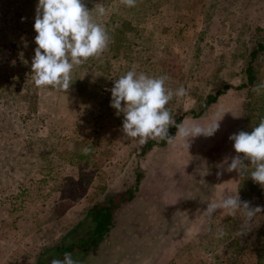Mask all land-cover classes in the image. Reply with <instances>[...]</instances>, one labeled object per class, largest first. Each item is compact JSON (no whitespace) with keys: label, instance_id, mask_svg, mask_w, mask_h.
Listing matches in <instances>:
<instances>
[{"label":"rangeland","instance_id":"1","mask_svg":"<svg viewBox=\"0 0 264 264\" xmlns=\"http://www.w3.org/2000/svg\"><path fill=\"white\" fill-rule=\"evenodd\" d=\"M22 1L0 0V73L16 75L19 58L35 45L36 6L23 7ZM97 4L106 12L102 17L93 12L96 22L112 34L128 32L133 59L146 45L154 62L150 66L168 78L165 87L186 89L185 96H174L166 105L172 115L184 116L186 125L223 117L219 129L212 137L190 138L188 149L177 138L142 155L143 145L124 138L123 115L110 107L107 87L113 76L137 67L111 58L116 37L91 58V68H74L67 92L42 89L29 104L17 81L5 77L0 81V264L39 259L50 264L54 255L48 249L64 235L65 243L76 241L86 210L106 197L122 199L138 173L140 192L131 207L119 211L118 229L96 254L78 255V264H134L139 248L157 235L154 252L142 264H212L216 250L208 241L199 252L188 248L217 217L230 215L218 209L208 219L202 215L207 204L238 192L252 207H264V187L252 181L250 167L217 175L225 157L237 155L229 137L247 123L256 127L264 120V87L253 91L264 85V53L254 64L257 81L250 91L229 89L202 116L193 114L207 95L244 83L249 54L257 41L264 43V0H137L133 8L120 0H85L89 11ZM13 11L27 17H13ZM231 219L237 223L232 234L238 247H245L238 263L263 261L264 212L246 225L239 211Z\"/></svg>","mask_w":264,"mask_h":264},{"label":"clouds","instance_id":"2","mask_svg":"<svg viewBox=\"0 0 264 264\" xmlns=\"http://www.w3.org/2000/svg\"><path fill=\"white\" fill-rule=\"evenodd\" d=\"M125 7L133 8L137 0H120ZM102 17L106 9L103 5H95L89 11L85 0H38L34 22L35 44L34 58L31 62V73L37 88H47L67 92L70 88L71 73L74 68L83 65L90 58L101 55L108 46L109 36L102 24L93 16ZM166 76L150 77L137 73L135 69L114 80L111 92L110 107L116 115H123L122 132L124 138L140 145L149 140L167 141L172 144L177 138L185 142L189 148V139L199 136L212 137L219 129L221 119H214L207 125L183 122L176 124L166 105L173 97H183L186 89L180 87L175 92L165 87ZM264 85H256L253 91L259 92ZM176 127L175 136L169 135V127ZM229 140L234 142L237 155L225 157L219 168L221 171H236L240 174L249 167L250 178L264 187V120L253 127L251 133L240 131ZM87 154L90 149L84 148ZM240 154H243L241 156ZM250 162V166L245 164ZM225 165L227 166L225 168ZM218 209L227 210L230 215L238 211L245 217V225L264 207H252L249 202L241 201L238 192L226 194L219 202L207 204L202 215L211 219ZM225 233L218 230L217 238ZM50 264H78L71 253H65L63 259L54 258Z\"/></svg>","mask_w":264,"mask_h":264},{"label":"trees","instance_id":"3","mask_svg":"<svg viewBox=\"0 0 264 264\" xmlns=\"http://www.w3.org/2000/svg\"><path fill=\"white\" fill-rule=\"evenodd\" d=\"M38 3V0H24L20 4L23 5V7L27 6H36ZM132 9H130L131 11ZM17 13V11L12 12L13 17H17L20 19H25L27 15H23L21 13ZM126 31H129L130 29H125ZM133 30V29H131ZM137 32V30H135ZM109 36V41L116 37L118 39V44L114 47L110 48L111 58L114 59H122L125 60L131 64L136 63L137 67H125L123 70V74H126L128 71L135 69L137 73H144L150 77H160L165 76L164 72L160 74V71L153 70L152 66L154 65V62L152 61L151 55H149V47L146 45H143L141 49L136 53L137 59H133L130 52H128V44L131 43L132 39L129 37L128 32H120L117 31L116 33H110V31L107 32ZM37 34L35 31H33V42L35 41V36ZM147 44H152L151 41H146ZM143 44V42H141ZM34 47H31L30 52H28L25 56H21L19 58V69L18 73L16 75L12 73H0V81H3L7 77L13 80L16 83V86L19 92L25 93V97L23 99L29 100V104H33L32 101L36 99L37 93L39 90L42 89H52L50 86L47 88H37L34 85V82L32 80V73H31V62L34 58V50L37 47V45H33ZM109 51V50H108ZM121 53V57H119ZM264 53V43L261 41H257L256 47L250 52L249 54V60L245 67L244 73H245V81L244 83L240 84L239 86L233 87L232 85H224L221 90H217L214 94H209L205 97L204 102L199 106L196 113L193 111V116L198 117L202 116L207 109L213 105L217 99L223 95L227 90L229 89H236V90H242L245 89L246 91H250L254 84L257 81V72L255 71L254 64L257 60V58ZM93 59L95 60L96 57ZM91 58L85 62L82 67H85L87 69L92 67V64L90 63ZM137 61V62H135ZM151 74H148V73ZM122 75H115L113 76V79L110 81V85L107 87V91H109L114 86V80L118 79ZM6 77V78H5ZM8 82V79L6 80ZM104 102H107L106 98L104 99ZM167 108V106H166ZM249 108V105H247V109ZM169 112L172 115V111L169 110ZM173 116V115H172ZM246 117H249L246 115ZM176 124H179L183 122L184 116H173ZM248 122V120H247ZM258 122V120H257ZM254 124V123H253ZM253 124L249 125V123L245 124L243 128L240 131H245L248 133H251L253 130ZM258 125V123H256ZM252 128V129H251ZM176 127L170 126L169 127V135L175 136L176 134ZM40 141H46V140H40ZM167 141H161V140H149L146 144L143 145V149L141 151V154L144 155L145 153L151 151L153 148H164L168 145ZM140 183H141V175L138 173L135 178V185L133 188H130L122 194L124 197L122 199H119L117 201V197H106L103 200L96 201L94 204L89 207L85 214L82 217V221L78 223V226L83 227V233L82 235L76 240L71 241L70 243H65V238L67 235H64L62 239L51 246L48 250L50 253L54 255V258L57 259H63V256L65 253H71L73 259L75 260L78 255H85L88 256L92 252L93 254H96L97 249L100 245L105 243L109 237L115 232V230L118 229L120 224V216L119 211L124 207H131L134 199L136 196H138V193L140 192ZM242 190V189H241ZM244 191L241 193L243 194ZM241 196V195H240ZM242 201V197H241ZM217 221V222H216ZM216 221H212L210 223L211 228H209L208 232L205 234L204 237L201 239H198L197 241H193L189 244L188 248L199 252V245L208 241L214 252L213 262L212 264H239L237 260V255L244 251L245 247L240 249L238 247V241L236 240L237 237H234L232 234V231L235 230L237 227L236 221H232L231 215L227 217H217ZM217 223L218 227H213ZM233 227V228H232ZM215 228V229H214ZM223 230L225 233L222 238H217L218 230ZM215 234V235H212ZM128 234H123V236H127ZM161 238V235H157L156 237H153L152 240H150V243H145L139 248L141 250V256L137 258V262L134 264H142L144 261L148 259V254H152L154 252V246L157 244L159 239ZM209 252V251H204ZM93 256V255H91ZM53 258V259H54ZM40 260V259H39ZM39 260L36 264H39ZM204 264V262L201 261L200 264ZM255 264H264L263 261H257Z\"/></svg>","mask_w":264,"mask_h":264}]
</instances>
